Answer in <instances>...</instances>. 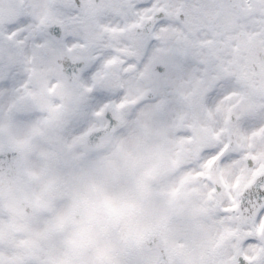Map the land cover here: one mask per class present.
<instances>
[{
  "label": "snow or ice",
  "instance_id": "snow-or-ice-1",
  "mask_svg": "<svg viewBox=\"0 0 264 264\" xmlns=\"http://www.w3.org/2000/svg\"><path fill=\"white\" fill-rule=\"evenodd\" d=\"M0 264H264V0H0Z\"/></svg>",
  "mask_w": 264,
  "mask_h": 264
}]
</instances>
